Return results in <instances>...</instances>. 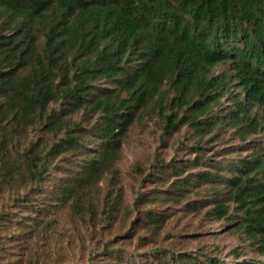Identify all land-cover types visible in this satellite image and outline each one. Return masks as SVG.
Instances as JSON below:
<instances>
[{"label": "trees", "instance_id": "obj_1", "mask_svg": "<svg viewBox=\"0 0 264 264\" xmlns=\"http://www.w3.org/2000/svg\"><path fill=\"white\" fill-rule=\"evenodd\" d=\"M145 113L168 138L189 133L193 158L150 167L123 237H159L167 209L184 207L232 228L254 256L245 264H264V144L252 143L264 133V0H0V194L22 212L0 213V240L36 251L63 208L117 216L123 141ZM224 132L237 146L219 152ZM206 145L222 162L203 167ZM108 246L75 264L241 261L155 249L139 263Z\"/></svg>", "mask_w": 264, "mask_h": 264}, {"label": "rangeland", "instance_id": "obj_2", "mask_svg": "<svg viewBox=\"0 0 264 264\" xmlns=\"http://www.w3.org/2000/svg\"><path fill=\"white\" fill-rule=\"evenodd\" d=\"M219 68L217 71H221ZM229 133L224 132L223 141L215 145L216 151L222 152L224 148H234L236 143H227ZM189 133L183 130L180 134L173 137L163 135L161 125L152 113H145L134 123L126 135L122 145V159L117 164L119 181L117 188H121L124 209L111 219H105L98 213L101 207L98 205L96 218L91 222L84 219H76L71 215L68 208H63L56 216L57 223L54 231H50L46 237L36 238L38 249H20V243L13 245L8 240H0V249L6 247V252L0 251V264H75L82 262L91 255L101 254V244L108 243V249L114 253L121 252L122 258L131 262H143L153 259L150 254L152 250H164L160 256L168 258L170 255L192 254L194 256L216 257L226 263H233L236 257L240 258L239 264H245L246 259H252V253L247 255L242 253L241 240L232 233V228L225 227L224 222L206 220L202 214L190 213L184 207L167 209L173 213L168 217L166 226L159 237H151L149 233L135 230L128 237H123L128 232V228L136 216L131 212L133 201L137 193L147 192L151 185L144 183L143 179L155 162H165L172 164L177 160H192L188 139ZM259 139V138H257ZM253 144H264V133L260 140ZM227 146V147H226ZM206 145V151L202 154L206 164L214 161L222 162L219 155H212ZM202 167V168H203ZM206 169V168H204ZM54 176L57 177L54 173ZM100 183V195L112 192L110 176ZM11 195L9 192L0 194V213L9 211L17 215L22 214L11 206ZM161 206H146L143 212L162 210ZM175 212V214H174ZM20 216V215H19ZM26 218H22L24 221ZM112 221L110 224L109 222ZM134 237H131L133 236ZM136 236L142 237L141 247L136 241ZM32 241L34 239H31ZM4 244V245H3ZM29 248V246L27 245ZM41 249L49 250L51 253L46 258L41 253ZM101 255H99L100 257ZM256 257V256H255ZM157 258V257H156ZM155 258V259H156ZM261 260V258L256 257ZM154 259V260H155ZM54 260H56L54 262ZM261 262V261H259Z\"/></svg>", "mask_w": 264, "mask_h": 264}]
</instances>
